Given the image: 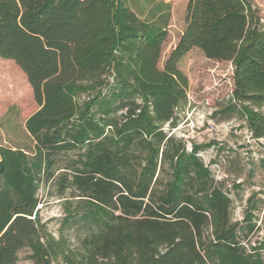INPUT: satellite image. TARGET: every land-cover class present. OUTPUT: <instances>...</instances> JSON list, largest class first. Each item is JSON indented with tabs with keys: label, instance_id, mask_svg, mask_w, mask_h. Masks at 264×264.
Here are the masks:
<instances>
[{
	"label": "trees",
	"instance_id": "obj_1",
	"mask_svg": "<svg viewBox=\"0 0 264 264\" xmlns=\"http://www.w3.org/2000/svg\"><path fill=\"white\" fill-rule=\"evenodd\" d=\"M170 14L165 0H0V59L37 104L32 151L0 146V264L23 249L36 264H264L252 210L232 218L199 156L211 143L188 149L172 132L188 104L178 63L196 47L231 62L229 106L263 140L264 167V23L252 0H188L159 68ZM50 184L64 224L88 223L75 250L40 221Z\"/></svg>",
	"mask_w": 264,
	"mask_h": 264
},
{
	"label": "rangeland",
	"instance_id": "obj_2",
	"mask_svg": "<svg viewBox=\"0 0 264 264\" xmlns=\"http://www.w3.org/2000/svg\"><path fill=\"white\" fill-rule=\"evenodd\" d=\"M165 1L171 4V14L161 47L159 68L163 67L185 27L188 2ZM252 1L264 23V0ZM178 68L188 80V104L178 113L179 121L172 132L183 138L188 149L193 143H211L200 151V158L218 185L229 194L232 218L242 220L244 212L252 210L257 229L251 241L261 240L264 236V167L260 161L263 140L253 139L239 109L229 106L233 66L229 61L208 59L200 49L193 47L180 59ZM36 108L23 72L12 61L0 59V146L20 148L28 153L32 151L33 143L24 122ZM38 196V215L46 234L70 249H77V238L87 230L88 223L64 224L67 214L65 199L57 195L51 184L42 185ZM76 206L72 200L71 208L76 210ZM29 254L28 250H21L16 264H36Z\"/></svg>",
	"mask_w": 264,
	"mask_h": 264
}]
</instances>
